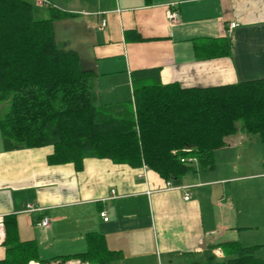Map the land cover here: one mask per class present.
I'll return each mask as SVG.
<instances>
[{"label":"crops","instance_id":"obj_1","mask_svg":"<svg viewBox=\"0 0 264 264\" xmlns=\"http://www.w3.org/2000/svg\"><path fill=\"white\" fill-rule=\"evenodd\" d=\"M48 1L68 13L55 22L57 37L95 72L97 104L133 99L140 80L210 87L264 78V0ZM34 3L39 16L49 15L47 5ZM171 10L178 12L175 22ZM6 109L0 102V119ZM53 151L7 150L0 132V262L7 256V217L16 220L21 241H34L37 258L29 262L38 264H64L59 257L86 252L92 242L119 254L110 264H191L212 244L264 245L242 240L241 230L257 226L249 205L237 206L229 191V184L264 179V158H257L264 143L256 136L241 130L228 136L214 168L190 171L176 188L148 167L108 158L87 157L80 169L50 164ZM235 190L245 200L257 186ZM28 204L41 209L28 211ZM45 216L48 227L40 225ZM216 253L223 255L221 248Z\"/></svg>","mask_w":264,"mask_h":264},{"label":"trees","instance_id":"obj_2","mask_svg":"<svg viewBox=\"0 0 264 264\" xmlns=\"http://www.w3.org/2000/svg\"><path fill=\"white\" fill-rule=\"evenodd\" d=\"M48 10L41 17L32 0H0V102L7 103L0 132L5 149L53 146L50 164L72 162L78 169L87 157L134 168L146 165L177 185L190 171L214 168L215 152L239 130L264 143V78L210 87L140 80L133 83V99L100 105L95 72L57 37L55 22L68 13L50 3ZM223 47L220 51L227 54L230 45ZM5 225L8 249L0 264L35 260L34 241L19 239L14 218L7 217ZM259 248L239 241L212 244L191 264H264ZM118 256L92 242L86 252L59 258L110 264Z\"/></svg>","mask_w":264,"mask_h":264},{"label":"rangeland","instance_id":"obj_3","mask_svg":"<svg viewBox=\"0 0 264 264\" xmlns=\"http://www.w3.org/2000/svg\"><path fill=\"white\" fill-rule=\"evenodd\" d=\"M33 1V0H32ZM35 1V0H34ZM7 105V103H6ZM7 112V109H6ZM241 126V122L238 123V127ZM261 156L262 158H264V151H262V153L260 155H257V158ZM263 160V159H262ZM250 184H254L257 186V191L255 193H251L248 192L246 193V199L245 200L243 198L240 199L239 195H242L239 193V191L237 192L235 190L236 187L238 186H242V185H250ZM229 191L231 193H233L234 195H236L237 200H236V204L238 205H249L248 209L249 211H251L252 214V218L251 220H253L254 224H256L257 227L253 228V229H247V230H241L242 234H241V238L242 240H245V238H247L248 240H258L257 242H261L262 244H264V179H257L256 181L253 180H249L243 183H238L237 185L233 186L231 184H229ZM238 209V207H237ZM238 240V239H236ZM243 245H246L247 243H245L246 241H242ZM248 242H252V241H248ZM260 243V244H261ZM257 256H259L260 258H264V245L261 247V249H259L257 251ZM64 264H94V263H90V262H82L80 260H75V261H67V262H63ZM62 264V263H61ZM175 264H181L180 262H175Z\"/></svg>","mask_w":264,"mask_h":264},{"label":"built area","instance_id":"obj_4","mask_svg":"<svg viewBox=\"0 0 264 264\" xmlns=\"http://www.w3.org/2000/svg\"><path fill=\"white\" fill-rule=\"evenodd\" d=\"M36 3L38 5H47L50 3L48 0H36ZM168 19L171 21V22H175L177 19H178V12L176 10H171L169 13H168ZM103 25H105V21L103 22ZM237 25V23H231L230 24V27L231 28H234L235 26ZM143 168H147L146 165H143ZM141 176V175H140ZM167 187H170V188H176L177 186H175L171 181H168L167 182ZM115 191L113 190L112 191V197H114ZM185 198L188 199L189 198V193H186L185 195ZM28 211H36V210H40L41 208L40 207H36L34 206L33 204H28V207H27ZM106 211H103L101 212V215L104 217L105 220H108V216L106 215ZM40 225L43 226V227H48L50 225V217L49 216H45L43 217V219L41 220L40 222ZM29 264H38V263H35V262H29Z\"/></svg>","mask_w":264,"mask_h":264}]
</instances>
